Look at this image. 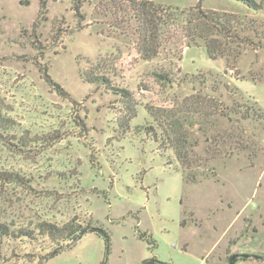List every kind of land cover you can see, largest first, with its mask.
<instances>
[{"label":"rangeland","instance_id":"374dc122","mask_svg":"<svg viewBox=\"0 0 264 264\" xmlns=\"http://www.w3.org/2000/svg\"><path fill=\"white\" fill-rule=\"evenodd\" d=\"M25 1L0 0V103L22 131L32 136L59 131L64 138L20 156L0 147V166L33 180V189H15V212L22 220L59 223L74 215L92 216L110 236L107 241L87 232L39 263L145 264L156 256L174 264H230L232 258L235 264H264V128H255L254 147L210 158L205 171L214 167L217 176L193 184L177 168L172 149L146 129L153 123L147 106H171L174 95L182 98L198 89L211 94L218 80L236 85L264 109V47H248L233 64L210 58L204 46L187 47L178 71L165 53L152 61L138 57L131 25L120 12L115 16V0H85L82 18L73 0H46L40 16V0ZM155 1L184 9L200 0ZM256 1L263 9L255 11L239 0H202V6L264 21V0ZM96 64L113 83L133 92L136 117L129 121L111 90L81 77V70ZM46 68L76 102L46 81ZM162 69H170L176 79L172 88L155 77L154 71ZM185 74L195 75V81L180 83ZM220 95L228 97L225 88ZM198 151L205 155L203 147ZM139 231L147 232L154 246ZM40 247L45 255L51 244L46 239L4 243L0 264H34L29 260L36 262L33 254ZM13 248L20 257H8Z\"/></svg>","mask_w":264,"mask_h":264},{"label":"trees","instance_id":"16d2710c","mask_svg":"<svg viewBox=\"0 0 264 264\" xmlns=\"http://www.w3.org/2000/svg\"><path fill=\"white\" fill-rule=\"evenodd\" d=\"M239 1L255 11L263 9V2ZM25 2L29 3V0ZM84 2L73 0V10L80 18L83 17L81 8ZM45 5L46 0H40L39 16L44 14ZM114 6L115 16L120 12L123 22L131 25L136 37V53L145 61H152L165 53L167 59L178 66L185 48L204 46L210 58L222 57L233 64L248 47L253 50L264 47V21L246 13L204 8L202 0L184 9L165 6L155 0H115ZM40 21L39 17V21L33 23L34 30ZM43 71L46 81L60 96L76 102L68 90L53 80L47 68ZM80 74L86 82L111 90L124 105L129 121L137 116L133 92L128 87L113 83L109 72L96 64L89 71L81 70ZM154 75L167 88H172L176 82L170 69L154 71ZM195 79V75L185 74L179 82ZM221 88H225L228 97L220 95ZM211 92L202 93L198 89L182 98L174 95L171 106H147L153 118V123L146 128L147 133L156 142L172 149L179 163L177 168L182 171L185 181L191 184L215 178L217 172L214 167L205 171L209 159L222 154L238 155L254 147V141L258 139L255 128L259 125L264 128V109L257 101L250 103L251 98L248 96L246 99L236 85L218 80L211 87ZM22 130L17 119L0 103V147L9 153L20 156L44 151L64 138L59 131L32 136L28 130ZM199 147L204 148L205 155L198 151ZM32 183V177L21 171L0 166V257L4 256V243L14 245L24 241L41 244L46 239L51 244L50 250L43 255L41 253L45 248L40 247L38 254H33L38 257L36 262L29 260L30 263L42 264L40 260L71 247L87 232H95L109 240L107 230L94 223L92 216L83 220L80 215H74L62 223L47 218L28 217L22 220L15 212L17 199L14 198V191L19 187L33 189ZM8 209L11 211L8 212ZM139 237L154 246L147 232L139 231ZM239 256L245 257L244 254ZM8 257L15 259L20 255L13 248ZM153 262L174 264L161 261L156 256L145 264Z\"/></svg>","mask_w":264,"mask_h":264},{"label":"water","instance_id":"95a60500","mask_svg":"<svg viewBox=\"0 0 264 264\" xmlns=\"http://www.w3.org/2000/svg\"><path fill=\"white\" fill-rule=\"evenodd\" d=\"M108 249H109V248H108ZM53 254H54V253H53ZM53 254H49L48 257H51ZM245 256H247V255H245ZM254 257L262 258V256H258V255H254ZM233 260H234V258L231 259V264H235V263L233 262Z\"/></svg>","mask_w":264,"mask_h":264},{"label":"flooded vegetation","instance_id":"af4514ba","mask_svg":"<svg viewBox=\"0 0 264 264\" xmlns=\"http://www.w3.org/2000/svg\"><path fill=\"white\" fill-rule=\"evenodd\" d=\"M231 264V263H230Z\"/></svg>","mask_w":264,"mask_h":264}]
</instances>
